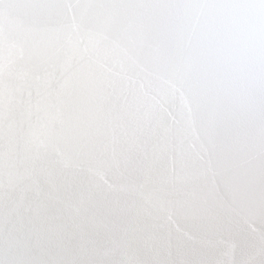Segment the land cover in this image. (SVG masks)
Returning a JSON list of instances; mask_svg holds the SVG:
<instances>
[{"label":"snow or ice","instance_id":"1","mask_svg":"<svg viewBox=\"0 0 264 264\" xmlns=\"http://www.w3.org/2000/svg\"><path fill=\"white\" fill-rule=\"evenodd\" d=\"M0 264H264V0H0Z\"/></svg>","mask_w":264,"mask_h":264}]
</instances>
